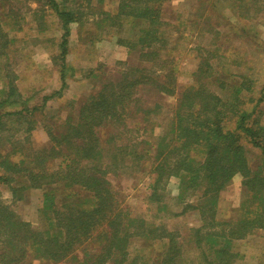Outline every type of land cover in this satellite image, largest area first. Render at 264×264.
Masks as SVG:
<instances>
[{
  "label": "trees",
  "instance_id": "1",
  "mask_svg": "<svg viewBox=\"0 0 264 264\" xmlns=\"http://www.w3.org/2000/svg\"><path fill=\"white\" fill-rule=\"evenodd\" d=\"M48 1L64 34L59 44L62 89L46 103L61 98L68 85L71 25L83 21L81 8L70 7L68 0ZM170 1L121 0L113 13L100 11L98 27L117 36L131 60L122 63L118 78L108 77L102 63L89 72L85 79L95 85L78 102L77 114L75 102L61 131L46 124L49 145H32L36 124L31 117L37 110L20 101L16 81L0 91V141L12 144L8 152L0 150V183L15 201L33 189L42 191L37 230L0 201V264H234L239 257L232 251L234 242L264 230V83L257 68L261 41L256 22L264 2L185 0L177 11ZM2 17L0 57L12 44ZM226 37L250 45L253 62L245 59L248 54L221 52L217 46ZM197 39L194 82L178 85L179 51ZM153 96H175L176 102L168 108L171 124L154 143L149 201L159 205L157 213L170 215L165 218L199 212L203 224L183 240L168 222L156 225L133 216L110 180L141 163L142 143L153 145L139 140L140 132L153 125L152 117L166 111L147 99ZM26 123L30 127L19 135ZM243 141L259 151L261 164L252 167ZM237 175L243 177V201L235 219L220 222L222 193ZM173 178L179 181L178 194L169 197ZM188 240L193 246L186 249ZM137 243L141 248L133 256Z\"/></svg>",
  "mask_w": 264,
  "mask_h": 264
},
{
  "label": "rangeland",
  "instance_id": "2",
  "mask_svg": "<svg viewBox=\"0 0 264 264\" xmlns=\"http://www.w3.org/2000/svg\"><path fill=\"white\" fill-rule=\"evenodd\" d=\"M261 1L262 0H260V2ZM262 2H264V0ZM3 3L6 4L3 8H0V14L3 16L4 28L9 33L12 44L8 53L0 57L2 58L0 66V91L8 88V82L12 81L13 83L16 81L15 83L25 91L23 95L19 94L21 96L20 99H30L31 102H29V104L35 106L33 108H36L38 111L36 115L31 117L33 122L44 126L50 119L49 122L53 125L52 129L56 132L61 131V124L63 125V122L72 113V103L76 102L75 114H77V107H80L78 102L80 100L84 102L89 94H91V88L95 85V83L93 84L85 79L90 72L89 66H95L97 62L100 61L102 65L107 68L105 74L108 77L118 78L119 71L123 69L122 62L120 61L126 58L127 53L125 49H121V51L117 50L113 41L111 42L112 38L116 36L111 37L109 31L106 30L107 27L103 29L98 27V21L101 20L102 16L100 11L103 10L101 7L102 3L99 2L98 4L97 0H77L72 2V4H68L71 7L81 8L80 12L83 20V24L71 25L73 41L70 43L71 51L66 58V62L69 66L67 73L68 85L64 88L61 98L57 97L49 103H45L44 107H42L44 103V95L42 94L47 91V89L46 91H39V88L44 87L42 85L43 82L51 81L53 83L55 80L56 82L53 87H57V91L62 89L60 73L62 60L59 55L61 52L59 44L64 32L62 30L61 21L57 15L54 14L53 10L50 9L48 0H7V2L3 0ZM256 22L258 23L261 41L258 53L260 59L257 68L259 70V79L262 84L264 83V13ZM254 26L256 27V25ZM96 32L102 33L99 36V41H102L97 43V47L93 40H91V38L94 37L93 34ZM81 34L84 35V37H82ZM232 38L233 37L227 39L226 37L225 41H220L217 47L221 49V52L225 51L240 55L241 57L248 54L247 57L245 56V59L253 62V60H251V58L254 59L251 46L245 44L238 45V43H235L236 40ZM198 40L201 39H197L193 44L187 45V47L185 46L179 51L182 57L178 64V85L184 86L194 82L193 75L198 69V59L195 50ZM202 43H204V41ZM88 44H90V46H88ZM208 47H211V45L208 44ZM88 55L94 57V59H90ZM44 68L45 71L42 70ZM7 75L10 77V80ZM259 90L260 88H257L256 93H259ZM147 99L150 100V102L157 101L166 108V113L163 110L161 115L152 117L153 125H148L146 133H144L143 130L140 132L141 136L139 140H150L153 145L146 146V143H142L138 148L141 152L144 151L145 153H142L144 158L141 163L129 169L130 171L122 172L119 177L111 176L110 180L114 188L120 192L119 198L123 202V205L133 216L142 217L148 222L156 225H164L165 221L168 222L169 226H174L173 230H177V228L180 229L187 225L188 220H184L183 217L177 220L165 218V216L170 217V215L164 213V211L157 213L160 210V207L158 208L159 205L157 206V204L149 201L151 195L149 186L154 181L151 170L156 164L155 150L157 145H154V143L157 142L158 136L164 133L166 127L171 124L166 121V118H168L169 114L168 108L174 105L176 99L175 96H153L151 98L147 97ZM130 122L132 124V122L135 123L137 120ZM13 123L14 122H12L10 126H13ZM232 124L233 123H230V125ZM26 127L29 128L30 125L28 126V123H26L24 128ZM49 143L50 136L45 129L44 131L38 130L33 133L32 145L42 147L47 144L49 145ZM245 143L246 141H243V144ZM11 145L12 144H9L8 141H4L3 143L0 141V150L6 153L11 150ZM246 149L252 167L254 168L255 165L261 164L262 159L259 157V151L254 150L251 145L248 144ZM234 179L231 185L234 191H232L233 189L230 191L226 190L222 194L223 196L226 195L229 200L234 199L232 204L237 206L240 197V182L242 183L243 178L241 175H237ZM178 184V179L173 178L170 180L168 184L169 197L177 196ZM6 193L8 192L4 189H0L1 196L3 195V197L7 198L9 195ZM39 198V195L35 193L29 203L13 207L19 216L25 221L30 222L32 227L36 230L40 227L39 217H37L36 220V208ZM171 203L174 204L173 202ZM172 222L174 223L172 224ZM139 248H141L139 243L133 246V256H136ZM131 258L133 257L131 256ZM33 264L43 263L34 261Z\"/></svg>",
  "mask_w": 264,
  "mask_h": 264
},
{
  "label": "crops",
  "instance_id": "3",
  "mask_svg": "<svg viewBox=\"0 0 264 264\" xmlns=\"http://www.w3.org/2000/svg\"><path fill=\"white\" fill-rule=\"evenodd\" d=\"M59 3H63V0H57ZM76 0H68V2L66 3L67 5L68 4H72V2H74ZM121 0H102V5L101 7L103 8V11H107V12H110V13H113L115 11V9L117 8V5H119V2ZM185 0H171L170 1V5L172 7H174L177 11H179L180 9V6L182 7V4L184 3ZM100 0H97V3L99 4ZM70 6V5H69ZM71 7V6H70ZM55 14V12H54ZM56 15V14H55ZM75 24H83V21L79 22V23H75ZM72 27V26H71ZM111 31V30H110ZM82 35V34H81ZM82 37H84V35H82ZM96 39L93 41L95 43V46L97 47V43L98 42H101L102 40L99 41V37H95ZM117 36L115 38H112L111 42L113 41L114 43V46L117 48L118 51H121V49H125L127 55H126V58L123 60V61H120V62H128L131 60V57H130V54H129V51L128 49L125 47V46H122V45H119L117 43ZM73 41V32L71 31V35H70V38H69V53L71 51V42ZM195 40H190L189 41V44L188 45H191L194 43ZM86 44V43H85ZM92 44V43H90ZM90 44H88V46H90ZM87 46V45H85ZM197 48V46H196ZM195 48V50H196ZM88 57L90 59H94V57H90L88 55ZM136 60V57L133 59V61ZM99 64H101L100 61L97 62V64L95 66H89L90 67V71L97 68L99 66ZM45 71V68L42 69ZM41 70V71H42ZM195 73V72H194ZM193 73V74H194ZM56 79V78H55ZM56 81L54 80L53 83L51 81H46V82H43L42 85L44 86L43 88H39V91H43L47 89L46 93L44 92V95L43 97V100H44V103H43V106L45 105V98L46 97H49L51 96L54 92H56L57 90V87H53L54 83ZM17 85V84H16ZM17 89H18V93L20 95H23V93L25 92L24 90L21 89L20 86L17 85ZM41 93V92H40ZM23 97V96H22ZM53 100V99H51ZM51 100L47 101V103H49ZM21 102H24L25 106H28L29 108L30 107H35V106H32L29 104L30 99H25V100H21ZM46 103V104H47ZM21 105H19V107H17V109H21L22 108V103H20ZM31 108V109H32ZM6 110H13L10 109L9 107H6ZM16 110V108H15ZM38 111H36L34 113V115H36ZM50 120V119H49ZM48 120V121H49ZM45 126H41V124H36L35 128H34V131L33 133L38 130H42L44 131L45 129ZM46 130V129H45ZM26 133V128L24 127H20L19 128V135L20 134H24L25 135ZM32 133V135H33ZM49 135V134H48ZM236 177V176H235ZM234 177V178H235ZM232 179V182L235 180V179ZM243 178V177H242ZM232 182L231 184L227 187L226 190L230 191L232 190ZM240 197H239V203L237 206H234L232 204V201L233 200H229V198L225 195L223 196L222 194V197H221V200L219 202V209H218V213H217V219L222 222V221H230L231 219H235V215H236V210L239 208L240 204L242 203L243 201V179H242V183L240 182ZM0 189H4L6 192L7 195V198L6 197H3V195L1 196L0 195V201H2L5 205H8L10 206L12 209H14L13 207L14 206H17V205H22V204H25V203H29L33 197V195H35V193H37L39 195V201H38V205H37V210H36V220H37V217H39V212H40V208L42 206V191L41 190H31V191H28L25 196H24V199L23 201H15L14 199V196L13 194L10 192L9 188L5 187L4 185H2L0 183ZM4 187V188H3ZM227 191V192H228ZM234 191V189L232 190ZM225 192V191H224ZM15 210V209H14ZM35 212V211H34ZM17 213V212H16ZM18 214V213H17ZM19 215V214H18ZM184 220H188V224L185 225L183 228H180L177 230L180 232V234L182 235V240L183 238L186 239L185 237H187L189 234L192 233V231L196 228H199L201 227V225L203 224V221H202V218L199 214V212H196V211H191L189 213H187L184 217ZM179 219V218H177ZM177 219H174V220H177ZM173 221V220H172ZM30 223V222H29ZM174 222H172L173 224ZM168 228L169 229H173L174 226H169L168 225ZM171 229V230H172ZM185 229V230H184ZM192 230V231H191ZM189 241V240H188ZM192 244V245H191ZM191 246H193V242L192 240H190L189 242H185V248L186 249H189ZM232 251L234 253H237L239 254V257L238 259L236 260V262L234 264H264V230H256L254 233L250 234L248 237H246L245 239L243 240H240V241H236L234 242L233 244V248H232ZM195 254H193L191 256V258L194 256ZM190 259V258H189ZM188 259V260H189ZM186 263L188 264L189 262L186 261Z\"/></svg>",
  "mask_w": 264,
  "mask_h": 264
}]
</instances>
